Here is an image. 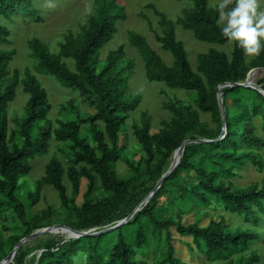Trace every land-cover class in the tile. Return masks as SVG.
I'll list each match as a JSON object with an SVG mask.
<instances>
[{"label": "trees", "instance_id": "trees-1", "mask_svg": "<svg viewBox=\"0 0 264 264\" xmlns=\"http://www.w3.org/2000/svg\"><path fill=\"white\" fill-rule=\"evenodd\" d=\"M4 1L0 0V5H3ZM189 1L192 2V6L176 21L168 18L153 4L146 5L158 16L161 35L154 30L147 16L139 12L142 18L147 19L148 28L160 42L161 48L172 55L171 64H167L149 45L144 35L133 30L127 31V41L138 50L148 81L163 82L169 88L192 91L195 94V108L182 105L175 100L164 102V107L172 116L153 133L150 132L151 122L146 111H142L139 122L133 124L134 135L145 154V169H150L156 164L159 169L157 178H160L168 168L161 171L163 165L172 156L173 151L185 138H196L187 135L202 125L200 112H209L219 126L213 134L200 137L210 141L190 142L185 145L179 164L164 179L152 197L160 195L163 192V184L176 179L180 170L193 171L194 175L191 179L189 176L188 182L185 181L179 186L180 192L177 198L170 201V207L177 209L178 212H185V207L192 210L196 206L216 203L237 213L251 211L253 205H256L264 213V178L260 187L252 185L245 189H232L220 178L222 174L232 175L234 169L246 161L259 168L264 166L259 154L248 149L264 144V140L253 134L247 121L250 108L253 112L264 116V95L255 88L243 85L221 88L225 107V131L219 138V134L223 132V122L216 89L224 82L245 80L247 76L243 70L245 52L233 40L229 54L216 47H209L206 52L197 54L196 68L193 69L183 42L176 37V23L189 30L195 39L203 42L225 44L230 39L222 32L226 21L220 24L218 4L210 7L208 0ZM234 3L235 0L228 7H233ZM1 14L6 16L7 10H3ZM125 18L126 12L118 0H94L93 12L80 26V34H74L68 29L62 36L57 52H52L37 36L27 40L30 53L37 60L38 70L53 76L61 86L78 91L82 100L89 107L94 108L93 113L82 114L73 99H70L62 109L63 111L74 109V118H56L54 126L48 118L51 105L47 91L37 76L29 68H25L20 77L16 68H9L14 50H0V195L2 196H0V210L5 205L11 206L25 225L20 235L8 236L6 243L9 251L1 250L0 260L12 250L20 238L37 229L35 225L41 221V214L27 218L25 205L19 200L17 190L19 179L31 170L28 159L36 153L44 152L50 139L68 143L69 165L65 169L56 156L48 160L43 176L36 181L34 191L29 194L31 204L38 201L41 187L50 185L56 190L63 206L73 205L74 201L66 192L64 174L68 177L74 194L79 192L81 177L87 180L85 199L80 208L94 210L113 202L118 204L128 195L130 180L118 176L113 166L121 158V148L118 147L119 133L129 111L136 108L140 102L138 95L128 94V78L134 61L126 59L123 64L121 63L125 55L123 44L109 50L102 64L98 58L100 48L116 32V22ZM8 36V28L0 23V43H9ZM65 59L73 60V69L68 66ZM251 64L252 68L264 66V50L254 55ZM19 84L28 94V98L22 114L13 119L14 127L10 128L8 106L14 99ZM261 86L264 88V84ZM229 98H232L230 103ZM249 102H251L250 108ZM83 124H87L91 139L82 134ZM129 164L136 168L131 162ZM96 176L102 188L111 191L116 201H112L109 197L105 199L107 200L105 203L90 202V195L96 185ZM153 198L149 199L131 219L123 223L137 226L132 241L120 233L116 241L110 246H105L101 242L109 231L97 235L71 237L72 239L56 247H54L55 243L50 241L36 264H68L79 250L88 251L90 264H145L144 260L136 258V254L138 250L147 247L150 241L162 242L161 259L157 264H194L175 255L169 233L165 232L163 237V231L172 224V221L158 215ZM99 223H101L100 218L90 216L85 226L77 230L94 228ZM148 223L151 225L150 229ZM123 224L116 228H120ZM176 231L180 235L190 236L194 248L210 259L227 258L232 254L243 253L248 248L252 236L249 231L232 229L223 220L215 218H210L204 226L197 222L177 224ZM89 238L94 240L86 243ZM103 252L106 253L104 256ZM47 257L49 259L42 263ZM24 259V255L21 254L18 263L22 264ZM258 260L259 256L251 253L247 257L241 256L238 264H253ZM228 264H233V261Z\"/></svg>", "mask_w": 264, "mask_h": 264}, {"label": "rangeland", "instance_id": "rangeland-1", "mask_svg": "<svg viewBox=\"0 0 264 264\" xmlns=\"http://www.w3.org/2000/svg\"><path fill=\"white\" fill-rule=\"evenodd\" d=\"M93 2L94 0H5L3 5H0V23L9 30V43H0V50H14L9 68H16L20 73V77L23 75L25 68H29L37 76L48 94L51 105L48 118L53 126L55 125L54 120L56 118H74V109L64 111L62 109V106L66 105L70 99H73L74 104L82 114L93 113L94 108L89 107L82 100L78 91L61 86L53 76L38 70L37 60L31 55L30 49L27 46V40L32 36H37L48 45L52 52H57L59 44L62 41V36L68 29L74 34H80V26L86 22L87 17L93 12ZM118 3L124 7L126 18L116 22V32L100 48L98 58L100 64H102L109 50L123 44L125 55L121 63L123 64L126 59L134 61L133 69L129 73L128 78V94L130 96L138 95L140 102L136 108L129 111L125 124L119 133L118 147L121 148V158L113 166L118 176L130 180L129 193L118 204L113 202L94 210L80 208L85 199L84 192L87 180L81 177L79 192L74 194L71 183L66 174H64L63 181L66 186V192L68 197L74 201V206L72 204L68 207L63 206L56 190L50 185H43L38 201L31 204L29 194L34 191L36 181L43 176L44 167L48 160L52 156H56L65 169L69 165L70 149L68 143L59 142L52 138L44 152L36 153L28 159V162L31 164V170L27 175L19 179L17 190L19 200L25 205L27 218H31L35 214H41V221L36 223V228L52 224H65L77 229L85 226L88 218L92 216L93 218L101 219V223L95 225L96 227L92 229L100 230L128 215L154 187L159 173L156 164L150 169H145V154L134 135L133 124L138 123L141 112L146 111L151 122L150 132L157 131L162 126V123L169 121L172 116L171 112L163 105L164 102L170 100L179 101L182 105H190L195 108L194 92L169 88L163 82L148 81L144 74L143 60L138 50L127 41L128 30H133L144 35L149 45L161 55L167 64H171L172 55L161 48L160 42L156 40L153 32L148 28L147 19L142 18L139 12L147 16L154 30L161 35L162 31L158 25V16L146 5L148 3L153 4L160 11H163L168 18L176 21L186 9L192 6V2L189 0H118ZM218 3L219 0H208V6L210 7ZM3 10H7L6 16L1 14ZM261 10H264V5H261ZM219 21L220 24L224 23V20L221 18ZM175 31L176 37L184 44L193 69L196 68L197 54L206 52L209 47H216L227 54H229L232 48L231 40L225 44H214L197 40L189 30L182 28L179 23H176ZM253 57L254 55L245 53V66L243 70L246 75L252 69L251 60ZM65 61L73 69V60L65 59ZM252 81L256 84H264V66L257 67L252 75ZM27 98L28 94L22 90V86L19 84L15 97L8 106L10 128L14 127L13 119L22 114ZM231 99H228L229 103ZM248 106L249 108L251 107V102L248 103ZM249 110L247 121L252 128V132L264 140V116L253 112L251 108ZM200 119L202 125L194 132L189 133L187 137L200 138L213 134L218 130V123L212 119L209 112H200ZM222 131L219 134V138L222 137L225 130L222 129ZM81 132L91 139L87 124L82 125ZM239 138L238 136L237 139ZM248 149L257 152L264 162V144ZM175 157L176 155L172 154L163 165L161 171H164L175 160ZM129 162L136 166V168L132 167ZM192 175H194L193 171L180 170L176 179L163 184V192L160 195L155 198L151 197L155 200V210L158 215L167 217L172 221V224L163 231L162 235L164 237L165 232L170 234L171 242L175 248V255L186 262L194 264H228L230 261H233V264H238V259L241 256L247 257L251 253H256L259 256V260L253 264H264V213L256 205H253V210L245 213L233 212L216 203L206 206H196L192 210L185 207V212H178L177 209L170 207V201L175 200L180 192L179 186L189 180V176L191 179ZM220 178L224 183H228L232 189H245L252 185L260 187L261 181L264 178V166L259 168L251 162L246 161L235 168L232 175L222 174ZM109 197L112 198V201H116L112 197L111 191L102 188L100 180L96 176V185L90 195V202L96 203L101 201L105 203L107 201L105 199ZM210 218L221 219L232 229L249 231L252 236L248 248L241 254H232L227 258L210 259L194 248L190 236L180 235L176 231L177 224L197 222L199 225L204 226ZM144 221L146 220L144 219ZM148 226L150 229L151 225L149 223ZM136 227L134 224H123L120 228L112 229L101 243L105 246H110L113 241L117 240L120 233H123L129 241H132ZM24 228L25 225L17 217L14 209L9 205H5L0 210V252L1 250L8 252L9 248L6 243L8 236L12 234L20 235ZM71 237H73L72 232L66 228H55L50 232L42 233L18 247L11 261L7 264H19L18 260L21 254L25 257L22 264H36L40 254L48 246V242H54V247H56L58 244L66 243L72 239ZM89 240L93 241L94 238H89L86 243H89ZM161 247L162 242L150 241L147 247L137 251L136 258L144 260L145 264H157L161 259ZM88 254L87 250H79L76 255L72 256V260L68 264H90ZM102 254L104 256L106 253L103 252ZM47 259L49 257L42 263L46 262Z\"/></svg>", "mask_w": 264, "mask_h": 264}, {"label": "clouds", "instance_id": "clouds-1", "mask_svg": "<svg viewBox=\"0 0 264 264\" xmlns=\"http://www.w3.org/2000/svg\"><path fill=\"white\" fill-rule=\"evenodd\" d=\"M219 0L220 18L226 21L223 34L235 41L245 53L258 55L264 50V0Z\"/></svg>", "mask_w": 264, "mask_h": 264}, {"label": "water", "instance_id": "water-1", "mask_svg": "<svg viewBox=\"0 0 264 264\" xmlns=\"http://www.w3.org/2000/svg\"><path fill=\"white\" fill-rule=\"evenodd\" d=\"M257 69V67L252 68L249 70V72L247 73V76L245 78L244 81H237V82H224L222 84H219L217 86L216 89V97L219 101L220 107H221V113H222V129L225 130V126H224V114H225V107H224V103H223V92L221 91V88L225 87V86H236V85H243V86H249L252 88L257 89L261 94L264 95V88L261 85H258L256 83H254L252 81V75L254 73V71ZM202 141H210V139L207 138H195V139H191V138H185L182 143L180 144L179 147H177L174 151H173V155H176L175 160H173L168 168L161 174L160 178L157 180L156 184L154 185V187L150 190V192L131 210V212L126 215L124 218L117 220L114 224L104 228V229H100V230H93L92 228L88 229V230H77L74 229L68 225L65 224H52L49 226H45V227H40L37 228L35 230H33L31 233H29L28 235L20 238L18 240V242L13 246L12 250L3 258L0 260V264H7L8 262L11 261L12 257L14 256V253L16 252L17 248L20 247L24 242L42 234L45 232H50L55 228H66L67 230H69L70 232H72V236L73 237H79L82 235H97L100 234L102 232H106V231H110L118 226H120L121 224L125 223L126 221H128L129 219H131L133 217V215L138 212L143 205H145L148 200L155 194V192L158 190V188L161 186V184L163 183L164 179L174 170V168L179 164L182 154H183V150L184 147L187 143L190 142H202Z\"/></svg>", "mask_w": 264, "mask_h": 264}]
</instances>
